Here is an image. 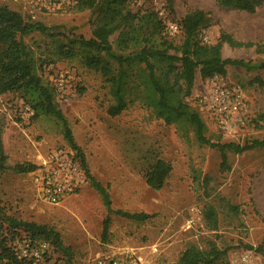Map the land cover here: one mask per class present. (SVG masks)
Masks as SVG:
<instances>
[{
    "label": "rangeland",
    "instance_id": "1",
    "mask_svg": "<svg viewBox=\"0 0 264 264\" xmlns=\"http://www.w3.org/2000/svg\"><path fill=\"white\" fill-rule=\"evenodd\" d=\"M156 1L167 4L177 21L195 10L207 13L197 40L209 45L222 41L224 58L264 61V3L247 12L221 6L216 0H129L127 9L143 14L155 9ZM3 4L19 11L8 0H0ZM95 17L91 9L78 6L41 15L36 21L52 31H37L24 40L36 60L37 72L56 89V101L89 172L108 187L112 208L152 216L136 221L112 213L109 233L104 236L103 220L108 212L86 173L75 195L57 205L40 200L32 183L33 170L19 172L15 166L33 164L36 168L55 152L77 154L64 137L62 123L45 115L28 118L24 115L28 104L16 92L0 93V132L7 154L5 169L0 170V202L6 212L53 227L71 248L73 264H89L98 255L128 248L143 249L148 255L154 244L159 252L149 254L150 264H168L177 261L189 243L206 249L209 240L232 247L222 264H238L244 252L264 260V147L228 152L230 168L226 169L221 165L220 150L199 143L189 126L167 125L139 103L111 116L108 108L113 98L103 75L85 66L80 53L72 57L60 53L67 37H93ZM117 36L114 33L110 41L119 52ZM226 36L231 43L224 40ZM183 38L177 35L172 43L178 47ZM170 53L179 55L174 49ZM223 78L242 87L248 121L233 131H223L201 112L196 99L203 93L206 79L197 72L186 101L200 112L207 125L206 136L212 143L243 145L263 140L264 125H255L253 119L264 111V69L247 71L228 65ZM158 159L169 163L172 170L164 186L156 190L146 183L145 173ZM209 207L218 218L215 230L204 219ZM27 235L20 230L12 242L21 254L39 242H31ZM39 251L37 264H69L61 252Z\"/></svg>",
    "mask_w": 264,
    "mask_h": 264
},
{
    "label": "trees",
    "instance_id": "2",
    "mask_svg": "<svg viewBox=\"0 0 264 264\" xmlns=\"http://www.w3.org/2000/svg\"><path fill=\"white\" fill-rule=\"evenodd\" d=\"M129 0H79V9H91L96 14L93 37H67L60 53L72 57L80 53L83 63L90 69L100 72L109 85L113 98L108 108L111 116H117L130 105L139 103L151 109L153 114L167 125L189 126L196 140L201 144L217 147L221 152V165L229 169L228 152L242 153L254 148H263V140H253L243 145L235 142L212 143L206 136L207 125L200 112L187 101L193 90L197 72L204 79L214 76L224 77L227 66H238L247 71L264 69L263 62L230 59L222 56V41L204 44L197 40V32L207 20V13L195 10L181 21L171 17L172 11L166 4L168 16L181 26L179 35L183 41L175 47L166 33L164 19L154 10L143 14L132 13L127 9ZM224 7L254 12L264 0H216ZM173 15V14H172ZM153 27V28H152ZM151 29H153L151 31ZM49 33L52 28L38 21H31L21 12L0 5V93L16 92L34 111L33 118L45 115L57 119L63 126V134L68 145L76 151L88 182L101 196L107 215L103 220V235L107 236L112 221L111 214H117L136 221H145L152 215L144 212L114 210L108 187L89 172L85 156L75 142L67 118L56 101V89L46 83L37 72L36 60L24 37L34 33ZM118 32L115 51L110 37ZM162 33V34H161ZM224 40L232 42L229 37ZM233 44V43H232ZM242 44V43H236ZM133 48L125 52L128 48ZM176 50L179 55L170 53ZM264 85V80L261 81ZM255 125H264V111L253 119ZM7 154L0 132V170L5 169ZM19 172L35 169L33 164H17ZM172 167L158 159L145 173L148 186L161 189L171 173ZM206 226L215 230L218 225L216 212L209 207L204 213ZM27 232L31 242L46 241L52 251L61 252L69 261L72 259L70 247L64 245L61 235L53 227L35 221L18 219L8 214L0 202V263L37 264L33 259L22 256L13 240L19 231ZM232 247H220L216 241H207L203 249L189 243L179 259L168 264H222ZM261 248V247H260Z\"/></svg>",
    "mask_w": 264,
    "mask_h": 264
},
{
    "label": "built area",
    "instance_id": "3",
    "mask_svg": "<svg viewBox=\"0 0 264 264\" xmlns=\"http://www.w3.org/2000/svg\"><path fill=\"white\" fill-rule=\"evenodd\" d=\"M8 1L31 21H36L41 15L74 7L79 2V0ZM155 6L159 16L164 19L166 33L174 39L180 34V24L168 16L164 3L159 4L156 1ZM204 39L208 40L207 37ZM196 103L200 111L223 131H233L248 121L246 97L242 87L225 81L222 76L206 79L203 93L198 95ZM24 111V115L33 118L34 111L30 106H25ZM31 175L38 198L51 205H57L75 195L86 177L85 170L72 151L53 153L36 167ZM50 248L48 242L40 241L29 251L25 249L22 256L36 262L41 258L39 249L45 251ZM157 252H159L157 244L149 248L148 255L143 249L128 248L98 255L89 261V264H150L149 254ZM238 264H264V260H258L253 254L244 252L239 257Z\"/></svg>",
    "mask_w": 264,
    "mask_h": 264
}]
</instances>
